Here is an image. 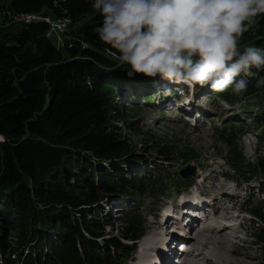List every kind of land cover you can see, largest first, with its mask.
Listing matches in <instances>:
<instances>
[{
    "label": "trees",
    "instance_id": "1",
    "mask_svg": "<svg viewBox=\"0 0 264 264\" xmlns=\"http://www.w3.org/2000/svg\"><path fill=\"white\" fill-rule=\"evenodd\" d=\"M8 6L70 22L63 51L46 36L51 26L45 21L25 25L9 41L0 34V261L126 264L134 247L120 240L138 241L143 230L126 222L119 240L106 239L92 213L112 196L134 197L146 189L152 172L124 173L141 157L113 134L112 120L122 114L113 94L148 92L161 81L126 77L127 65L104 51L94 31L102 17L91 0H10ZM244 45L264 48V17L244 35ZM247 79L244 94H264ZM260 165L264 169V161ZM256 215L264 223L263 209ZM257 231L264 264V227Z\"/></svg>",
    "mask_w": 264,
    "mask_h": 264
},
{
    "label": "rangeland",
    "instance_id": "2",
    "mask_svg": "<svg viewBox=\"0 0 264 264\" xmlns=\"http://www.w3.org/2000/svg\"><path fill=\"white\" fill-rule=\"evenodd\" d=\"M8 5L10 0H0V34L8 41L22 32L25 25L33 21H44L43 18H47L35 15L36 19L32 21L22 16L25 14L12 11ZM65 28L64 32L67 31ZM55 44L63 51L62 43ZM161 83H156L148 92L138 89L125 93L122 97L119 92L113 94L117 103L116 108L122 111V114L116 115L112 120L113 134L122 136L135 155L141 157L139 164H130L124 173L130 178L134 177L135 172L146 175L152 172L150 184L145 187L146 189L137 190L131 198L112 196L92 213L99 216L106 239L116 237L119 240L121 228H124L126 222L139 232L143 230L139 244L144 241L145 251L140 252L141 245L137 247L139 251L136 250L133 254L130 251L128 259L123 260L126 264L143 263L154 244L160 241L158 226L155 225L158 221L156 211L163 208L174 209L180 200L192 195V200L204 204L205 201L197 197L196 191L200 189L203 197L214 195V205H216V197L228 198L229 203L223 204L221 201L222 209L232 206V209L247 211L263 223V219L256 213L259 209H263L264 213V169L260 165L264 161V124L260 123L264 121V94L248 96L243 93L237 96L233 94L231 88L219 93L207 86L203 88L197 86L194 90H190L185 85L178 84L170 85L173 88L177 87L174 89L181 90L174 96L171 93L165 95L158 90V85ZM142 98L143 101L140 100ZM146 98L149 100L147 101ZM189 110H192L198 118L196 127L187 124L185 119L181 118L182 112L188 113ZM122 119H126L130 125L127 126V122ZM154 148H162V150L159 153ZM170 150L171 153H168ZM188 167H192L190 171H193L194 175L183 179L181 172ZM111 175L116 174L111 173ZM201 178L206 181L201 187L197 186V189L196 184L200 182L197 179ZM244 191L247 192L245 195ZM218 192L221 193L220 196ZM233 193L235 194L231 196ZM246 194L248 199L239 198V195L246 196ZM176 223L172 221L170 225ZM248 225L249 223L246 224ZM262 225L264 226V223ZM263 226H255L254 230L249 231L247 227L243 228L245 233L253 232L255 237L250 234L252 238L247 241L249 245L238 240H235L234 245H229L231 250L239 252V256L229 258L228 262L218 257L219 252H227V244L222 243L225 239L221 236L202 235L204 237L207 235L209 239L215 238L214 242H218L212 252L206 249L203 252L205 254L202 253L203 261L199 259L200 262L197 264H203L208 258L212 259L204 264H262L263 244L258 242L259 232L256 228ZM161 238L163 239V236ZM120 242L128 244L125 239H121ZM150 242L152 244L148 246ZM100 244L105 247L102 240ZM1 256L0 252V260ZM136 257H138L136 261L131 263Z\"/></svg>",
    "mask_w": 264,
    "mask_h": 264
},
{
    "label": "clouds",
    "instance_id": "3",
    "mask_svg": "<svg viewBox=\"0 0 264 264\" xmlns=\"http://www.w3.org/2000/svg\"><path fill=\"white\" fill-rule=\"evenodd\" d=\"M91 7L102 17L94 31L104 51L127 65L129 79H158L165 95L183 84L240 96L247 78L264 87V48L241 47L264 17V0H91Z\"/></svg>",
    "mask_w": 264,
    "mask_h": 264
},
{
    "label": "bare ground",
    "instance_id": "4",
    "mask_svg": "<svg viewBox=\"0 0 264 264\" xmlns=\"http://www.w3.org/2000/svg\"><path fill=\"white\" fill-rule=\"evenodd\" d=\"M204 209H205V207L203 206V204L196 203V205L195 204L187 205V208H185L184 211H185V214H187L189 216V219L188 220L190 221V219L191 220H194L199 215H204ZM169 213H171V211L167 213L168 215L165 214L162 217V219L160 220L163 225L170 224L173 221L172 218H170ZM175 216L177 218L180 217L179 214H175ZM176 225L180 226L177 223H176ZM133 227H135V226H133ZM204 234H208L209 236L211 235L209 233H202V234H200V236L198 237V243L202 247V246H204V242H206L205 243V247H206L205 249H208V252L209 251L212 252V250H214L215 247L217 246V243L214 242V241H216V239L215 238H210L209 239V238H207L208 237L207 235L205 237L202 236ZM144 238H146V237H144ZM159 239H160V246H162L164 244V242H165V239L164 238L162 239L161 237H159ZM222 243L227 244V248H226L227 249V252H225V251L223 253H220V252L218 253L217 252L219 254L218 257H221V259H224L225 261L228 262L230 260L229 258H232V257L235 258V257H238L239 256V252L237 250H231L230 246L228 245L229 242H228L227 239H225ZM151 244L152 243L150 242V244L148 246H151ZM140 245H141V251L140 252L145 251L144 250V241ZM203 254H205V253H203ZM203 254H201V253L199 254V256H198L199 258L195 262L196 264H197V262H200L199 261L200 256L201 255L204 256ZM158 255H159V253L157 255H153V253H150L149 252L148 253V257L146 258V260L143 263H141V264H157L156 263V260L158 258ZM210 259H212V258H208V260H210ZM208 260L204 261V263H207ZM241 261H243V260H241Z\"/></svg>",
    "mask_w": 264,
    "mask_h": 264
},
{
    "label": "built area",
    "instance_id": "5",
    "mask_svg": "<svg viewBox=\"0 0 264 264\" xmlns=\"http://www.w3.org/2000/svg\"><path fill=\"white\" fill-rule=\"evenodd\" d=\"M22 16L25 17V18H28V19L30 18L31 20L36 17L35 15H22ZM43 20L45 22H47L48 24H50V26H51L50 30H48L49 32H48L47 36L48 37L52 36L53 38L52 37H50V38L55 39V41L58 42V43H62V41H63L62 35L64 33V28L65 27L67 28L68 25H66V23H69L70 21L69 20H65V19L64 20H55L54 21V20H51V18L50 19L49 18H43ZM62 25H63V29H62ZM60 36H61V39H60Z\"/></svg>",
    "mask_w": 264,
    "mask_h": 264
},
{
    "label": "water",
    "instance_id": "6",
    "mask_svg": "<svg viewBox=\"0 0 264 264\" xmlns=\"http://www.w3.org/2000/svg\"><path fill=\"white\" fill-rule=\"evenodd\" d=\"M65 46H67V44H65ZM0 141L1 142H4V139L0 137ZM192 169V167H188L186 168L185 170H182L181 172V177L183 179H186L188 178L189 176H193L194 175V172L193 171H190Z\"/></svg>",
    "mask_w": 264,
    "mask_h": 264
}]
</instances>
